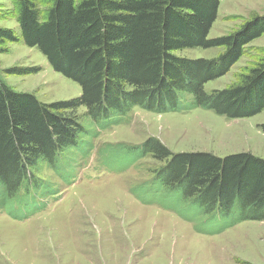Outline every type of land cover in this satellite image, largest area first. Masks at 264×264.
I'll return each instance as SVG.
<instances>
[{
	"label": "trees",
	"instance_id": "obj_1",
	"mask_svg": "<svg viewBox=\"0 0 264 264\" xmlns=\"http://www.w3.org/2000/svg\"><path fill=\"white\" fill-rule=\"evenodd\" d=\"M18 33L0 26V53L7 42L38 47L53 69L78 82L81 94L43 102L0 78V209L49 194L39 176L44 165L63 172V159L77 146L90 117L98 127L117 124L134 106L158 113L208 109L228 118L264 110V59L239 82L207 91L205 84L227 74L246 45L264 34V14L239 29L209 38L220 0H14ZM8 13H0V19ZM224 47L215 58L177 56L194 47ZM35 70V69H34ZM22 70V72H34ZM18 68L6 69L17 73ZM187 94L193 101L182 104ZM86 108L81 116L78 109ZM264 129V124L261 126ZM151 155L163 165L154 182L179 194L224 229L242 221H264V158L252 152L219 156L206 151L174 152L159 138L141 145H109ZM119 151V152H118ZM107 156V157H108Z\"/></svg>",
	"mask_w": 264,
	"mask_h": 264
},
{
	"label": "rangeland",
	"instance_id": "obj_2",
	"mask_svg": "<svg viewBox=\"0 0 264 264\" xmlns=\"http://www.w3.org/2000/svg\"><path fill=\"white\" fill-rule=\"evenodd\" d=\"M209 38L239 29L264 14V0H220ZM0 26L20 33L14 0H0ZM0 53V78L43 102L72 99L80 84L55 71L38 47L7 42ZM224 47L175 50L177 56L215 58ZM264 59V34L246 45L231 70L205 84L223 89ZM16 67L17 73L6 69ZM34 72H22V70ZM193 95L182 99L183 105ZM86 108L78 109L83 115ZM106 127L85 117L86 132L64 157V173L44 165L39 172L49 194L0 213V264H264V221L246 220L224 229L179 194L154 182L163 164L151 155L121 151L109 160V145H141L159 138L174 152L206 151L219 156L252 152L264 158V110L231 119L196 107L158 113L134 106ZM108 156V157H107ZM3 211V210H0Z\"/></svg>",
	"mask_w": 264,
	"mask_h": 264
}]
</instances>
